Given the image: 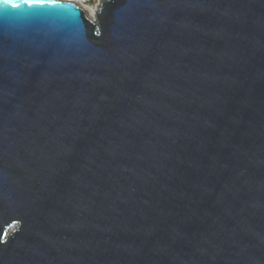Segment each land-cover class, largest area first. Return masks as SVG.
I'll return each instance as SVG.
<instances>
[{
    "label": "water",
    "instance_id": "1",
    "mask_svg": "<svg viewBox=\"0 0 264 264\" xmlns=\"http://www.w3.org/2000/svg\"><path fill=\"white\" fill-rule=\"evenodd\" d=\"M59 4L0 14V264H264V0Z\"/></svg>",
    "mask_w": 264,
    "mask_h": 264
},
{
    "label": "snow or ice",
    "instance_id": "2",
    "mask_svg": "<svg viewBox=\"0 0 264 264\" xmlns=\"http://www.w3.org/2000/svg\"><path fill=\"white\" fill-rule=\"evenodd\" d=\"M25 5L29 9L56 8L60 6L59 0H19V2L0 0V14L7 11L9 7L21 9Z\"/></svg>",
    "mask_w": 264,
    "mask_h": 264
},
{
    "label": "rangeland",
    "instance_id": "3",
    "mask_svg": "<svg viewBox=\"0 0 264 264\" xmlns=\"http://www.w3.org/2000/svg\"><path fill=\"white\" fill-rule=\"evenodd\" d=\"M101 1L103 0H89L88 3L85 4L86 6L83 7H86L89 10H96L97 6L100 4Z\"/></svg>",
    "mask_w": 264,
    "mask_h": 264
},
{
    "label": "bare ground",
    "instance_id": "4",
    "mask_svg": "<svg viewBox=\"0 0 264 264\" xmlns=\"http://www.w3.org/2000/svg\"><path fill=\"white\" fill-rule=\"evenodd\" d=\"M73 2H75V1H73ZM83 6H86V5H82V6H80V7L84 10V12H85V14L87 15V17H89V18H91V19H95V12H96V10H94V9L89 10L88 8L83 7ZM96 9H97V8H96Z\"/></svg>",
    "mask_w": 264,
    "mask_h": 264
},
{
    "label": "built area",
    "instance_id": "5",
    "mask_svg": "<svg viewBox=\"0 0 264 264\" xmlns=\"http://www.w3.org/2000/svg\"><path fill=\"white\" fill-rule=\"evenodd\" d=\"M72 1H75L76 4L82 6L88 3L89 0H72Z\"/></svg>",
    "mask_w": 264,
    "mask_h": 264
}]
</instances>
